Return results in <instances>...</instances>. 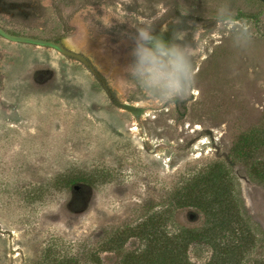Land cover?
Segmentation results:
<instances>
[{"label": "rangeland", "instance_id": "rangeland-1", "mask_svg": "<svg viewBox=\"0 0 264 264\" xmlns=\"http://www.w3.org/2000/svg\"><path fill=\"white\" fill-rule=\"evenodd\" d=\"M222 4L251 25L245 51L212 20ZM139 20L166 41L183 29L198 42L185 101L150 103L113 81L126 75ZM0 26L63 42L105 80L55 48L0 34V264H121L145 249L169 261L170 234L205 224L203 214L192 221L193 207L174 206L177 194L264 128V2L0 0ZM231 165L254 234L241 264H264V186L243 163ZM231 231L215 233L231 240ZM185 251L178 257L191 264H214L210 244Z\"/></svg>", "mask_w": 264, "mask_h": 264}, {"label": "trees", "instance_id": "trees-1", "mask_svg": "<svg viewBox=\"0 0 264 264\" xmlns=\"http://www.w3.org/2000/svg\"><path fill=\"white\" fill-rule=\"evenodd\" d=\"M229 160L231 163H243L249 178L264 186V128H256L243 134L233 146ZM231 163L218 160L194 175L183 191L177 194L179 203H175L174 206L193 207L195 210H191L192 221H195L196 216L203 214L205 224L201 227H185L177 233L170 234V244L173 245L172 249L176 250L173 253L174 257H170L167 262H161L154 250L145 249L137 256L130 255L124 258L121 264H191L178 256L185 254V249L193 243L210 244L215 251L214 264H241L248 254L249 243L253 240L254 234L252 219L248 212L241 208L243 203L237 189L239 178L233 172ZM75 183H77L75 180L69 181L72 186ZM166 213H171V210L160 212L158 218L165 217ZM227 224L230 225V230L232 229V239L221 240L215 231L219 228L223 230ZM141 231V237L146 239L148 235L145 234L144 237L145 232ZM155 232L156 228L151 238L156 236ZM260 234H263V230ZM73 263L78 264V261L75 260Z\"/></svg>", "mask_w": 264, "mask_h": 264}, {"label": "clouds", "instance_id": "clouds-1", "mask_svg": "<svg viewBox=\"0 0 264 264\" xmlns=\"http://www.w3.org/2000/svg\"><path fill=\"white\" fill-rule=\"evenodd\" d=\"M212 20L230 34L234 50L242 52L250 46L251 25L238 19L227 4L216 8ZM132 26L136 29L132 60L123 70L126 75L113 80L119 90L150 103L185 101L196 84L195 68L201 55L198 42L195 46L187 42V32L183 29H175L171 40L166 41L154 32L152 23L139 20V24Z\"/></svg>", "mask_w": 264, "mask_h": 264}, {"label": "water", "instance_id": "water-1", "mask_svg": "<svg viewBox=\"0 0 264 264\" xmlns=\"http://www.w3.org/2000/svg\"><path fill=\"white\" fill-rule=\"evenodd\" d=\"M261 1L264 2V0H261ZM0 34L5 36L9 40H12V41L27 42V43H33V44H37V45H41V46H48V47L55 48L65 55H68L70 57H74V58L82 61L83 63H85L86 65H88L90 67L91 71L98 78H100L102 81H105L101 72H99V70H97L95 68V66L91 63V61L89 60V58L87 56H85L84 54H82L80 52L70 50L69 48H67L63 44V42H57L55 40H46V39H42V38L12 34V33L8 32L7 30L3 29L1 26H0Z\"/></svg>", "mask_w": 264, "mask_h": 264}, {"label": "flooded vegetation", "instance_id": "flooded-vegetation-1", "mask_svg": "<svg viewBox=\"0 0 264 264\" xmlns=\"http://www.w3.org/2000/svg\"><path fill=\"white\" fill-rule=\"evenodd\" d=\"M71 50V49H70ZM72 58H74V57H72ZM90 60V59H89ZM92 63V62H91ZM85 64V63H84ZM86 65V64H85ZM88 66V65H87ZM88 68L90 69V67L88 66ZM91 70V69H90Z\"/></svg>", "mask_w": 264, "mask_h": 264}]
</instances>
